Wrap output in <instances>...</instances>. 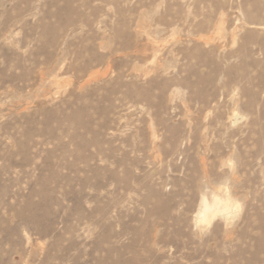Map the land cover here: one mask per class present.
Returning <instances> with one entry per match:
<instances>
[{
  "label": "rangeland",
  "instance_id": "rangeland-1",
  "mask_svg": "<svg viewBox=\"0 0 264 264\" xmlns=\"http://www.w3.org/2000/svg\"><path fill=\"white\" fill-rule=\"evenodd\" d=\"M0 264H264V0H0Z\"/></svg>",
  "mask_w": 264,
  "mask_h": 264
},
{
  "label": "bare ground",
  "instance_id": "bare-ground-1",
  "mask_svg": "<svg viewBox=\"0 0 264 264\" xmlns=\"http://www.w3.org/2000/svg\"><path fill=\"white\" fill-rule=\"evenodd\" d=\"M232 206L233 205H231L229 198H227L223 201V200L215 197L212 202H208L207 200L204 199L202 202V208L203 209L201 212V216H202V218L208 219L209 216H212L217 212H221V213L225 214L232 208Z\"/></svg>",
  "mask_w": 264,
  "mask_h": 264
}]
</instances>
